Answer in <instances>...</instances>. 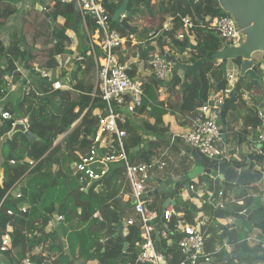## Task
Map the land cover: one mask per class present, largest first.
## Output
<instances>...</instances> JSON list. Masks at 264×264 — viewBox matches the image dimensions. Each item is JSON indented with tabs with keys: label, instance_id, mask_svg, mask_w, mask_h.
Returning a JSON list of instances; mask_svg holds the SVG:
<instances>
[{
	"label": "trees",
	"instance_id": "trees-1",
	"mask_svg": "<svg viewBox=\"0 0 264 264\" xmlns=\"http://www.w3.org/2000/svg\"><path fill=\"white\" fill-rule=\"evenodd\" d=\"M17 1L0 0V26L17 13ZM55 2L54 7L46 5L47 17L54 22L58 18H63V25L56 23L53 27L49 26L44 29L47 17L34 9V17L31 22H28V34L23 42L15 39L16 36L13 35L9 46L5 48L0 40V51L4 54L0 66V91L5 88L3 75L11 73L15 69L14 63L17 61L22 63L24 69L30 73L35 88L34 93L22 98L23 107L21 110L18 108L19 103L16 107L6 103L4 110L11 112L16 119L27 118L29 131L38 139L30 149L25 136L14 134L13 138L6 141L2 147L4 163L0 167L2 171L0 244L2 236L7 233L8 228H11V232L8 233L11 245L6 252H0V264L4 260L9 264H20L21 260L26 257L36 263L52 260L51 264H58L63 255L62 243L57 232L64 228L65 231L69 228L72 229L70 234L74 235L77 246L80 241H85L83 254L87 261H94V264H116V258L121 255L123 244L126 242L128 247L120 264H148L137 260L139 249L134 246V241L140 237L138 228L129 226L128 233L122 240V237L117 235L118 212L111 208L109 203L94 200L84 190L70 186L68 172L79 156L92 147L97 132V112L103 108V105L99 99L92 98L96 70L82 22L79 20L78 24H75L71 0H56ZM121 2L122 0H102L105 10L110 16L112 29H115L122 37L136 36L138 42L134 46L128 42L126 56L121 59V62L126 63L131 59H136V64L132 65L129 70V76L137 78L143 83L144 95L142 106L136 110V115L141 119L146 117L147 120L154 119L155 121L153 126L145 121L143 129L149 131L155 129V126H162V117L169 111L170 113L179 111L200 114L202 105L208 99V91L213 89L214 93H217L226 84L222 81L220 63L217 66L214 65L215 62H219L216 53L221 47V41L217 33L208 28V23L212 18L222 15L217 1L129 0L128 15L125 16L123 24L119 25L112 22L111 18ZM147 2L150 5L148 4L149 6L144 9L143 4L147 5ZM172 14L176 15L172 27L159 37L161 49L168 48L169 57L176 62V66L171 72V83L166 88L168 96L166 100L159 101L158 82L146 77L144 72L139 75L137 67L140 62H146L149 54L156 48L152 45L144 47L143 42L148 39L151 31H159L166 17ZM186 17L191 18L194 26L191 30L195 39L194 46L188 41L187 36H184L182 41L176 38L178 30L182 27L181 19ZM140 20L143 21V26L139 32L138 22ZM92 23L91 19L86 20L90 34L93 33ZM68 30H75L78 51L83 57V62L75 67L73 76L76 85L73 91H53L52 82L55 78L53 77L51 81L43 79L40 76V70L55 71L57 56H62L65 60L66 49L72 44V41L65 35ZM162 38L164 39L162 40ZM37 40L39 42H36ZM53 41L55 44H52ZM29 43H31L30 46ZM32 51L40 52L42 56L36 59L32 55ZM185 51L188 52L187 58L191 64L202 59L205 60L199 75L195 72L186 73L184 76L179 75L178 66L185 63L181 58L184 57ZM261 55L263 54H259L257 59L254 58L257 60L258 66L261 65ZM35 64H39V67L36 68ZM210 75L214 78L213 84H209ZM18 77L19 74H16L15 79ZM182 84H184L183 100L181 99ZM256 107L257 103L255 102L249 107L250 116L245 120L246 124L253 123L254 120L258 121L255 113ZM12 123L11 120L0 122V140L11 130ZM74 124L76 125L72 128ZM121 128L126 131L127 137L124 146L128 159L131 163L137 164L135 156L139 157L140 152L134 153L133 148L142 142L140 128L130 124L121 126ZM164 130L166 131V129ZM61 137V141L58 142ZM23 139L25 147L22 149ZM161 144L160 140L149 143L152 150ZM19 151L22 152L21 155L19 154L20 156H18ZM152 157L153 154L147 151L140 159L143 163L149 164ZM24 158L32 161L33 165L25 162ZM249 158L251 161L264 162V152L261 155H251ZM11 161H14L16 165L11 166ZM120 166L122 167V165ZM199 182H206L209 185L212 183L209 177L201 176L200 179L190 181L189 184ZM15 186H18L21 194L19 200L6 196L7 192ZM248 189L254 190L255 187L249 186ZM258 191L264 194L263 189H258ZM210 192H206L200 202V207L194 204L193 198H187L181 203L178 210L180 216L172 217L166 226H162L160 230L156 231L153 239L158 252L166 258L169 264H177L181 260L177 249V241L180 238L177 230L178 222H183V225L203 223L202 230L208 236L205 238V248L208 252H214L213 261L207 264H260L252 256L263 254L264 249L261 245L250 248L247 245V239L253 230L258 231L259 235L264 238V207L254 205L256 198L252 194L245 192L237 195L233 203L226 208L238 214L248 209L252 210L247 217L246 229L235 227L217 232L220 227L217 221L230 219L231 213L225 207L213 209L212 205L207 203V200H211ZM66 195L65 202L62 204ZM24 201L27 206L26 211L22 213L18 209ZM8 210H12L14 214L7 215ZM92 210L100 213L101 220L92 217ZM149 210L154 212L153 209ZM58 216H62L63 220L57 222L58 227L54 228L53 222ZM204 218L213 222L214 229L207 230V224L202 221ZM162 229L166 233L165 238L160 234ZM207 231L209 232L205 233ZM106 239L110 240L104 245ZM169 241L173 242V246L168 245ZM225 246L230 247L232 252L242 250L251 254V257H244L228 263L220 261L227 253L224 249ZM36 248L39 249V254L32 252ZM218 248H220L219 251H217ZM102 250H104L103 253Z\"/></svg>",
	"mask_w": 264,
	"mask_h": 264
},
{
	"label": "built area",
	"instance_id": "built-area-1",
	"mask_svg": "<svg viewBox=\"0 0 264 264\" xmlns=\"http://www.w3.org/2000/svg\"><path fill=\"white\" fill-rule=\"evenodd\" d=\"M78 6V15L82 20L83 27L88 37L89 47L97 69V84L92 93L93 99H99L103 108L97 112V132L93 139L92 147L85 153L81 154L72 168L75 174H78L77 180L91 184L99 183L108 175L109 168L112 165L120 164L124 169L125 182L130 189L131 199L135 201L132 205L134 216H130L126 220V226H134L139 230V239L134 241V246L139 249L137 260L148 264H169L166 258L158 252L153 239L156 233L155 225L159 221V214L150 211L146 206V186L150 173L154 169L162 170L165 163L160 159L149 164L131 163L125 151L124 142L126 139V131L121 128L128 122L129 116L136 114V110L142 106L143 100V83L137 78L129 76V65L122 63L121 49L126 48L128 42L134 45L132 35L122 37L119 33L112 29L110 24V16L105 10L102 0H76ZM175 14L169 16L162 25V32H167L172 27ZM91 19L93 24V33L90 34L87 29L86 20ZM125 16L119 18L122 24ZM58 21V20H57ZM182 27L178 30L177 40H183L184 36L190 37L191 30L194 27L191 18L181 19ZM208 28L213 29L220 41L221 45L228 44L230 46H239L242 43V31L237 27L233 17L227 13L212 18L208 23ZM161 32H152L149 37L155 38ZM55 44V42L53 43ZM4 54L0 51V66ZM83 58L76 59L77 62ZM147 66L151 70L154 78L160 84H163L169 74H171L173 66L170 61L159 52L152 53L147 60ZM14 70L3 75L5 88L0 91V122L12 121L11 126L15 122L25 123V119H16L11 112L4 110V105L9 103L7 97L10 93L16 92L17 86L29 84L26 87H20L22 97L29 96L35 92V88L30 78V73L24 71L17 63L14 64ZM19 77L15 79V75ZM40 76L47 81L52 78L46 71H40ZM237 81L236 73H227L225 86L211 97H208L205 104L202 105L200 114L191 124L190 130L180 136L171 138L170 145H173L176 139L187 143L193 149L198 150L206 158L217 160L219 162L230 163L232 156L225 149H222L218 142H223V131L220 120V106L225 104L231 96L235 83ZM9 89L6 92L5 89ZM52 90L72 91L73 86L66 80H56L52 82ZM161 91V90H159ZM243 100L249 101V95H244ZM257 118L264 119L262 109L257 110ZM27 125V123H25ZM257 145L264 148V129L256 135ZM33 165L32 161H29ZM11 166H15L14 161L10 162ZM94 183V184H95ZM11 188L6 196H11L15 200L21 198L19 191L14 192ZM83 189V188H81ZM188 192L195 198L201 199L205 193L198 185L188 184ZM220 198L219 204L207 200L214 209H221L226 203L223 198L222 191L216 194ZM27 203L24 201L20 204V212L26 211ZM7 215L12 216V210H8ZM175 216L172 208H166L161 213V218L165 223ZM61 216L57 217V221H62ZM203 223L194 225L185 224L180 227V238L177 241V249L181 260L177 264H207L213 261L214 252H208L205 248V234L202 230ZM11 228L7 229V233L2 236L0 244V252H6L10 249L11 239L8 233ZM162 236L165 238L166 233ZM264 246V245H263ZM227 253L231 252V248L225 246ZM231 249V250H230ZM220 248L217 249L219 251ZM48 262L36 263L31 258L26 257L21 260L20 264H51ZM7 263L3 261L2 264ZM9 264V263H7Z\"/></svg>",
	"mask_w": 264,
	"mask_h": 264
},
{
	"label": "crops",
	"instance_id": "crops-1",
	"mask_svg": "<svg viewBox=\"0 0 264 264\" xmlns=\"http://www.w3.org/2000/svg\"><path fill=\"white\" fill-rule=\"evenodd\" d=\"M50 2H51L50 0H18L16 3L17 13L12 15L11 17H9L8 20L6 21V23L4 25L0 26V40L3 42V46L5 48H7L9 46L10 40H11V38H13L12 37L13 35L16 36V37H14L15 39H18L20 42H23V39L25 38L26 34H28V28H29L28 22H31V19H33L34 11L36 10V12H42L45 15L46 14V11H45L46 5H48L49 7L55 6V3H56L55 1L53 3H50ZM148 4H149V2H147V5L143 4L144 9H146L150 5V4L149 5ZM24 18H26L25 24L23 23ZM167 18L168 17H166V19ZM48 19H50V18L47 17V23L44 24V29H47L49 26H51ZM57 20L54 23V25L56 23L60 24V25L64 24L63 18H58ZM79 20H81V18H79ZM81 22H82V20H81ZM122 24H119V25H122ZM142 26H143V21L140 20L138 22L139 32H140ZM161 29L159 31H151L149 33V35L152 32H161L160 35H162L165 32H162ZM65 35L72 41L71 46L66 49L67 53L64 55L65 60H63L62 56H57L55 59L57 61V67H56L55 71L47 70V69H42L40 71H46L47 73H49L51 78L54 77L56 80H60V81L66 80L74 88L76 85V81L74 80V76H73L74 70H75L76 65L83 62V60L80 62L76 61V59L79 57H82V55L78 51V39L76 37L75 30H68V31H66ZM149 35H148V39H146L143 42V44H145L146 42H148V43L156 42V40L160 39V37H159L160 35H158L155 38L149 37ZM132 37H133L132 39L134 41V45H136L138 43L136 38H135L136 36L132 35ZM163 39L164 38H162V40ZM160 41H161V39H160ZM179 41H182V40H179ZM188 41L193 46L195 45L194 34L190 35V37L188 38ZM36 42H39V40H37ZM54 42L55 41H53L52 44ZM30 45H31V43H29V46ZM155 47L156 48L149 54L147 60L152 55V53H155V52L160 53V50H162L161 47L160 48H158L157 46H155ZM126 51H127V49L125 47H123L121 49V55H122L123 59L126 56ZM162 51L165 52L166 55L169 57L170 54L168 53L167 47ZM40 54H41L40 52L32 51V55L36 59H38V58H40V56H42ZM183 55H184V57H181V58L184 59L183 60L185 62L184 64H191L190 62H188V58H187L188 52L185 51V53ZM182 59H180V60H182ZM92 60L94 63L93 57H92ZM147 60H146V62H144L145 68L143 65V71H141L142 68L139 65L140 63L138 64L137 68H138L139 75H141L144 72V75L146 77H150L151 79L155 80L151 70L148 69L149 67L147 66ZM15 63H17L24 71H27L26 69H24V66L22 63H19L18 61ZM125 64H128L129 68L131 70L132 65L136 64V59H131V60L127 61ZM218 64H219V62L214 63L215 66H217ZM35 65H36V68L39 67V64H35ZM94 66H95V63H94ZM95 70H96V76H95L94 86L97 84V69H96V67H95ZM178 71H179L178 73L180 76L185 75L180 69H178ZM233 71L234 70H232L230 72H233ZM213 81H214V78L212 75H210L209 76V84H213ZM159 85H160V83H159ZM166 88L167 87H165V88L161 87L158 89L157 96H158L159 101L166 100V98L168 96ZM159 90H161V91H159ZM213 93H214L213 89H210L208 91V97H211L213 95ZM247 95H249V94H247ZM22 98L23 97L19 98L18 103H22L21 102ZM181 99H182V97H181ZM251 106L252 105H247L245 103L243 108H239L237 117H235L233 115V113H231V112H230V114H228V112H227L226 117H225V119L227 121V127H226V131L223 132V148L222 149H225L229 152V154L232 156L231 163H235L238 167H245L248 165L246 163V156L248 157V160H250L249 157L251 155H261L264 152L263 147L260 148L259 145H257V143H256V135L264 129V119L260 120L258 118V121L254 120L253 123H248V124H246V121H245L247 119V117L250 116V111H249L250 108L249 107H251ZM256 111H257V107H256ZM256 111H255V113H256ZM228 115H229V117H228ZM198 116H199V114L197 115V114H194L192 112L182 113L179 111H175L173 113H170V111H169V112H167L166 115H164L162 117L163 125L162 126H155V129H151L149 131H148V129H143L144 122L147 121L151 126H153L155 123L154 119H148L147 120L146 117L141 119L140 116H138L136 114L129 116L127 124L136 125L138 128H140L139 132L142 134L141 144L139 146H136L133 148L134 153L138 154L140 152V154H138L139 157L135 156L136 157L135 159L138 162L137 164L143 163L140 158H143L144 154L147 151H150L153 154V157L151 158L150 163L154 162L156 160H160V159L165 163V167L162 170L154 169L150 173L149 178H158V179L159 178H165L166 179L169 176H173V177L184 176L185 174L190 172L192 167L195 166V163L193 162L192 158L186 153L185 150H183L181 148V141L180 140L176 139V141L173 145H170V142H171L172 137L176 138V136L186 134L190 130L192 122L194 120H196L198 118ZM251 116H253V115H251ZM76 124H74L72 126V128ZM164 129H166V131ZM61 139H62V137L58 140V142L61 141ZM157 140H160L162 144L159 147H157L155 150H152V146H150L149 143L150 142H156ZM236 141H237V145H236ZM245 149H246V154L244 153ZM19 154L21 155L20 151L18 152V156H20ZM24 161L29 162L30 160L28 158H24ZM252 162L253 161H251V163ZM253 166H254L255 170L264 171V162H256V163H254ZM201 176L202 177H208L206 175H201ZM201 176H199V177L201 178ZM199 177H197L196 179H200ZM1 178H2V171L0 170V183H1ZM105 178L103 179V181H101L99 183H95L93 185H91V184L87 185L86 183H84V184H86V186L84 188V192L86 194L90 195V197L93 198L94 200H97V201L102 202V203H109L111 205V208H114L117 212H123V217H122L123 230H122L121 236L123 237L122 240H124V238L126 237V235L128 233V226H126V220L130 216H134V213L132 210V204H131V196H130L131 192H130V189H129L127 183L125 182L124 169H122V167L119 164L112 165V166H110L108 175ZM196 179H194V180H196ZM148 182H149V184H147V186L145 184L146 194L149 192H152V190H154L156 188V185L154 183H152L150 181H148ZM189 182L187 184H189ZM211 182H212L211 185H209L206 182H199V183H196V185H198L202 190H204L205 194H206V192L211 191L210 192L211 200L213 201L214 204H219L220 198L214 193V186H213V180L212 179H211ZM75 184H77V183H75ZM263 185L264 184H262V186ZM254 187H255L254 190H250L247 187L246 193L252 194L256 198V197H258V193H256L255 190L258 191V189H263V188H261V184L256 185ZM91 189L93 190L94 193L91 192ZM13 191L14 192L19 191L18 186H15ZM185 191L186 190H182L180 192L181 196H179L175 199V201L177 202L178 210L180 209L181 203L183 201H185V199L189 198V196H192L188 191H187V196H186ZM219 191H222L223 198L226 199V203L224 204L225 208L227 206L231 205L234 201V198L240 194L238 187H235V186L227 187V186L219 185ZM68 194H69V192L67 193V195ZM67 195L65 196V198L67 197ZM261 195L264 198V194H261ZM203 198L193 201L194 204H196L198 207H200L201 206L200 202H202ZM179 200H181V202H179ZM163 204H164V200L162 198V195L147 197L146 206H147V208L153 209L154 212H157L159 214V221H160V219H162L161 213H163V211H164V209L162 207ZM254 205L258 206V199L257 198H256ZM169 208H172V207L169 206ZM226 209L228 211L230 210V213L233 212L229 208H226ZM177 215L180 216L179 212H178V214H175V216H177ZM92 217L98 218L99 220H101V215L97 211H93ZM159 221L156 224H158ZM202 221L205 224H207V230H209V231H210L211 226H214L213 222L211 220H209L208 218H204ZM246 221H247V219H246ZM246 221L244 223V227H245ZM55 222H56V224L54 225V228H57L58 227L57 219L55 220ZM217 222L219 223L220 226L221 225H227V224H230L232 222V218L218 220ZM182 225H183V222L179 221L177 224L178 232H180V227ZM162 226H164V225H161L160 228ZM160 228H159V230H160ZM71 231H72V229L69 228L67 230L68 233L64 234V235H63V230H60L57 232L58 236L60 238V241L62 243L61 246H62V255H63V257H61L59 259L58 264H94V261H87L85 258V254H83L85 241L84 240L80 241L79 245L77 246L75 244L74 235L70 234ZM209 231H207L205 233H208ZM64 232H66V231H64ZM163 232L164 231L162 229V231L160 232L161 236H162ZM205 236L208 237L207 235H205ZM263 241H264V238L259 235V232L256 230H253L248 235L247 245L250 248L258 247L261 245L262 248L264 249V246H263L264 242ZM70 245H72V248ZM168 245L173 246V242L169 241ZM32 252L39 254V249L36 248ZM103 252H104V250H102V253ZM232 253H236V252H232V250H231L230 253H226V254H232ZM7 263H4V264H7Z\"/></svg>",
	"mask_w": 264,
	"mask_h": 264
},
{
	"label": "water",
	"instance_id": "water-1",
	"mask_svg": "<svg viewBox=\"0 0 264 264\" xmlns=\"http://www.w3.org/2000/svg\"><path fill=\"white\" fill-rule=\"evenodd\" d=\"M56 1V0H55ZM219 6V9L223 13L231 15L237 25V27L242 31V43L239 46H230L228 44H223L216 53V58L219 61L222 72V81H225L226 75L229 67H233L236 72L237 81L231 93L230 99L220 106V120L222 124V131H226L227 121L225 119L227 112L233 113L235 117L238 116L239 107L237 106L240 98H243L244 95H247L246 92L242 89V85L246 80L248 73L257 74L259 68L257 65V59L259 54H264V0H216ZM73 8V16L75 24L79 22L78 16V6L76 0H71L70 2ZM128 4L129 0H122L119 7L115 10L112 15V22L119 23V18L121 16L128 15ZM47 16V14H45ZM50 25L54 26V21L48 19ZM120 24V23H119ZM149 45L157 46L160 48V39L156 42H146L144 47ZM160 53L168 61L171 62L172 66H176V62L166 55L165 52L160 50ZM76 55V54H75ZM255 58V59H254ZM205 64V60L202 59L194 64H182L178 66L184 74L195 72L197 75L200 74L202 66ZM140 67L143 71L144 62H140ZM172 74H169L168 79L160 84L161 87H168L171 83ZM185 80V77H183ZM156 80V79H155ZM183 86L182 90V100H183ZM250 99L254 101V98L250 96ZM23 107V103L18 104L19 110ZM264 113V107L262 108ZM14 134H22L25 136L29 142V148L31 149L34 142L38 141L37 137L31 133L25 123L15 122L11 130L2 136L0 140V167L4 163V158L2 156V147L4 143L13 138ZM237 145V141H236ZM262 148L261 146H259ZM181 148L186 151V153L192 158L195 166L192 167L189 173L184 176L173 177L169 176L165 178H149L148 181L154 183L156 188L146 194L145 197H152L157 195H162L164 200L163 209L165 210L169 206L172 207L174 214H178L177 202L175 199L181 196V191L184 188L188 191V182L196 179L201 175H206L213 180L214 193L217 194L219 191V185H225L227 187H238L240 194L246 192L247 187L256 186L264 184V171L255 170L253 161L248 160L246 156V163L248 164L245 167H238L235 164H230L227 162H219L217 160L206 158L198 150L190 147L189 144L183 143L181 141ZM30 149L28 153L30 152ZM264 150V148H263ZM246 154V149L244 151ZM251 163V164H250ZM95 182H92L93 185ZM65 199L62 204H64ZM135 201L131 199V204L133 205ZM230 211V210H229ZM251 209L245 210L244 212L238 214L231 212L232 222L227 225H221L217 232L224 231L229 228L241 227L245 229L244 223L247 217L251 213ZM123 212H118V223H117V235H122L123 224H122ZM54 225L56 222H53ZM166 226V223L163 219H160L159 223L156 224L155 230L158 231L160 226ZM122 237V236H121ZM123 239V237H122ZM110 239L105 240L104 245ZM128 247V243L124 242L122 253L116 258V264H120L123 254L125 253ZM244 257H251V254H248L242 250L226 254L224 258L220 261L225 263L242 259ZM256 261L264 264V254L252 256Z\"/></svg>",
	"mask_w": 264,
	"mask_h": 264
},
{
	"label": "rangeland",
	"instance_id": "rangeland-1",
	"mask_svg": "<svg viewBox=\"0 0 264 264\" xmlns=\"http://www.w3.org/2000/svg\"><path fill=\"white\" fill-rule=\"evenodd\" d=\"M50 1H51L50 3H53L55 0H50ZM261 56H262V59L260 60L261 67L259 68L258 73L257 74H253L251 72L248 73V75L246 77V80H245V82L242 85V89L244 90V92H246L247 94L252 96L254 98V100L256 99L255 102L257 103V108H263V106H264V65H263L264 64L263 63L264 62V54L261 55ZM228 69L229 70H228L227 73H233V72L236 73L235 69L233 67H229ZM232 70H234V71L230 72ZM32 82H33V78H32ZM27 85H29V84H27V83L26 84H22L21 86L24 88ZM21 86L18 85L16 92L10 93L8 95V97H7L6 101H9V103L12 105V107H16L17 103L19 102V98L22 97V90L20 89ZM158 86H159V88H161L159 83H158ZM5 91L9 92V89L7 88V89H5ZM245 103L247 105H252L253 101L251 99L249 101H246V100H243V98H240L239 103H238L237 106L239 108H243ZM228 114H230V112H228ZM228 117H229V115H228ZM28 122L29 121L26 118L25 119V123L28 124ZM218 144H219V146L221 148H223V142H218ZM21 147H22V149L25 147L24 139L21 142ZM77 175L78 174H75L73 168L68 172V177L70 178V186H72V188H77V189L83 188L82 190H84L86 184H82V182L76 180L77 179V177H76ZM75 183H77V184H75ZM145 184L147 186V184H149V182H146ZM65 185H66V183H65ZM74 185H76V186H74ZM222 186H225V185H222ZM261 188L264 189V185L262 186V184H261ZM184 190H186V189L184 188ZM91 192L94 193L92 189H91ZM255 192L258 193V197H256L258 199V205L264 207V198L262 197V195H261V193L259 191L255 190ZM185 193H186V196H187V190L185 191ZM189 198H193V200H198L197 198L192 197V196H189ZM179 202H181V200H179ZM212 229H214V226H211L210 230H212ZM64 231H65V228L63 230V235L68 233L67 231L66 232H64ZM70 246L72 248V245H70Z\"/></svg>",
	"mask_w": 264,
	"mask_h": 264
},
{
	"label": "clouds",
	"instance_id": "clouds-1",
	"mask_svg": "<svg viewBox=\"0 0 264 264\" xmlns=\"http://www.w3.org/2000/svg\"><path fill=\"white\" fill-rule=\"evenodd\" d=\"M264 107V106H263ZM259 108H257V110H258ZM262 109V108H261ZM256 113H257V111H256ZM27 126V125H26ZM28 127V126H27ZM231 163V162H230ZM148 182V181H147ZM264 254V253H263Z\"/></svg>",
	"mask_w": 264,
	"mask_h": 264
},
{
	"label": "bare ground",
	"instance_id": "bare-ground-1",
	"mask_svg": "<svg viewBox=\"0 0 264 264\" xmlns=\"http://www.w3.org/2000/svg\"><path fill=\"white\" fill-rule=\"evenodd\" d=\"M27 126H28V124H27Z\"/></svg>",
	"mask_w": 264,
	"mask_h": 264
}]
</instances>
